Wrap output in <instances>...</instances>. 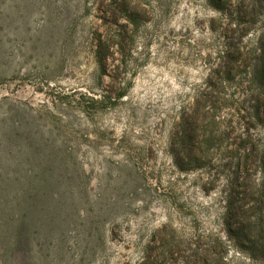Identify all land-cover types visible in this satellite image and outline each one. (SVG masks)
I'll return each instance as SVG.
<instances>
[{"label": "rangeland", "instance_id": "rangeland-1", "mask_svg": "<svg viewBox=\"0 0 264 264\" xmlns=\"http://www.w3.org/2000/svg\"><path fill=\"white\" fill-rule=\"evenodd\" d=\"M110 1L1 2L0 122L11 109L29 110L62 146V119L71 117L68 132L78 138L74 145L88 175V194L69 198L77 207L27 206L23 198L36 192L33 183L0 177V264H150L159 260L157 233L166 223L194 244H204L209 234L227 238L229 160L215 150L218 160L199 167L177 164L180 147L172 139L179 138L172 131L181 106L192 104L219 61L238 7L249 0H132L138 20L126 28L133 40L122 70L118 57L103 68L94 55L93 38L119 30L105 20ZM259 1L262 7L252 18L258 29L244 34L245 40L264 27V0ZM66 6L73 8L70 23L60 12ZM123 89L117 101L82 107L89 95L101 98ZM259 124L250 131H263ZM57 194L36 202L57 203ZM103 196L118 206L107 212L93 208ZM16 236L27 249L12 254ZM227 250L234 264H264L230 241ZM187 253L169 255L164 264H184Z\"/></svg>", "mask_w": 264, "mask_h": 264}, {"label": "trees", "instance_id": "trees-1", "mask_svg": "<svg viewBox=\"0 0 264 264\" xmlns=\"http://www.w3.org/2000/svg\"><path fill=\"white\" fill-rule=\"evenodd\" d=\"M247 3L238 7L237 22L228 26L232 32L226 34L224 48L218 54L219 61L212 65L209 78L196 90L192 104L181 106L179 120L172 131L179 138V142L172 139V146L180 147L177 164L199 167L222 157H215V150L224 153L225 159L229 160L226 166L231 168L228 180L231 187L225 195L224 214L227 238L219 233L209 234L204 244L198 240L194 244L166 223L157 233L162 246L158 253L159 262L153 260L150 264H164L167 256L179 255L185 250L188 253L184 264H234L228 256V241L239 251L248 253L250 259L264 261V130L256 134L250 131L256 123L264 126V27L259 36L245 40L244 34L258 29L253 27L259 22L252 18L258 13L257 8L262 7L259 0H254L252 6ZM137 8L132 0H111L107 4L105 20L114 23L119 30L93 38L94 55L103 68L118 57L121 70L125 69L130 56L127 46L133 40L126 28L128 22L138 20ZM72 10L70 6L62 7L63 20L71 22ZM3 16L0 11V29ZM125 18L127 20L123 21ZM2 39L0 36L1 62L5 57ZM120 66L117 65V72ZM125 93L126 89L113 94L107 92L101 98L89 95L90 104L81 105L87 109L94 103H112ZM227 105L230 106L229 114L224 116L222 111ZM38 121L29 110L17 112L11 109L0 122L1 180L13 176L33 183L36 192L31 198H23L27 206L77 207L78 202H70L69 198L75 200L81 193L88 194V175L78 162L79 149L74 145L76 141L78 143L77 135L68 132L73 121L71 117L62 119V146L56 145L55 136ZM236 123L242 130L239 126V131L233 135ZM58 192L62 196L57 203L36 202L47 194L55 200L59 197ZM53 193L58 196H52ZM117 204L115 198L108 200L103 196L91 206L99 212H107ZM16 237L10 247L12 254L17 249L26 248L24 240Z\"/></svg>", "mask_w": 264, "mask_h": 264}]
</instances>
